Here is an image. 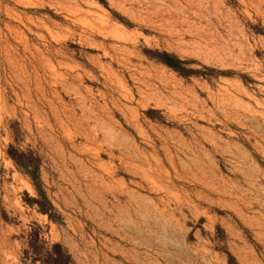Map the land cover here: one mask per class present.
<instances>
[{"label":"rangeland","instance_id":"rangeland-1","mask_svg":"<svg viewBox=\"0 0 264 264\" xmlns=\"http://www.w3.org/2000/svg\"><path fill=\"white\" fill-rule=\"evenodd\" d=\"M0 264H264V0H0Z\"/></svg>","mask_w":264,"mask_h":264},{"label":"trees","instance_id":"trees-1","mask_svg":"<svg viewBox=\"0 0 264 264\" xmlns=\"http://www.w3.org/2000/svg\"><path fill=\"white\" fill-rule=\"evenodd\" d=\"M168 64L172 65L173 63L169 62ZM173 66V65H172Z\"/></svg>","mask_w":264,"mask_h":264}]
</instances>
